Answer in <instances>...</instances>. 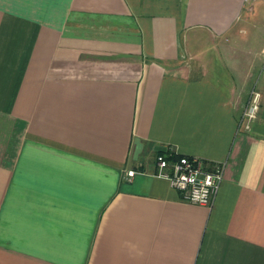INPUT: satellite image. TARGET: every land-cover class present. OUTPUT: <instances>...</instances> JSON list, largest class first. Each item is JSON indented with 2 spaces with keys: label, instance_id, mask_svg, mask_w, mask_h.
<instances>
[{
  "label": "crops",
  "instance_id": "0c3cea01",
  "mask_svg": "<svg viewBox=\"0 0 264 264\" xmlns=\"http://www.w3.org/2000/svg\"><path fill=\"white\" fill-rule=\"evenodd\" d=\"M0 264H264V0H0Z\"/></svg>",
  "mask_w": 264,
  "mask_h": 264
},
{
  "label": "built area",
  "instance_id": "2783aa9c",
  "mask_svg": "<svg viewBox=\"0 0 264 264\" xmlns=\"http://www.w3.org/2000/svg\"><path fill=\"white\" fill-rule=\"evenodd\" d=\"M259 95L257 89H251L242 113L247 123L256 117ZM155 164L154 174L166 179L180 191L184 200L200 205H212L222 181L224 162L207 161L197 156L170 159L164 154H158ZM134 173L133 169H129L124 173V177L130 179Z\"/></svg>",
  "mask_w": 264,
  "mask_h": 264
},
{
  "label": "trees",
  "instance_id": "16d2710c",
  "mask_svg": "<svg viewBox=\"0 0 264 264\" xmlns=\"http://www.w3.org/2000/svg\"><path fill=\"white\" fill-rule=\"evenodd\" d=\"M164 155L167 157V158H170V159H178L180 156L171 152H165Z\"/></svg>",
  "mask_w": 264,
  "mask_h": 264
}]
</instances>
